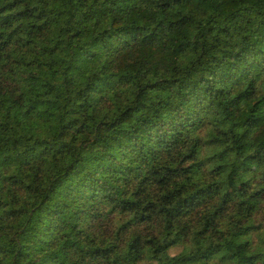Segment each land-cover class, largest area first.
Returning <instances> with one entry per match:
<instances>
[{
	"label": "trees",
	"instance_id": "trees-1",
	"mask_svg": "<svg viewBox=\"0 0 264 264\" xmlns=\"http://www.w3.org/2000/svg\"><path fill=\"white\" fill-rule=\"evenodd\" d=\"M0 264H264V0H0Z\"/></svg>",
	"mask_w": 264,
	"mask_h": 264
}]
</instances>
